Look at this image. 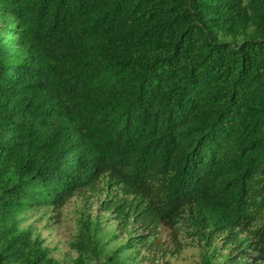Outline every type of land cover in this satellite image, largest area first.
Returning <instances> with one entry per match:
<instances>
[{
	"label": "trees",
	"instance_id": "trees-1",
	"mask_svg": "<svg viewBox=\"0 0 264 264\" xmlns=\"http://www.w3.org/2000/svg\"><path fill=\"white\" fill-rule=\"evenodd\" d=\"M85 191L115 225L81 217L60 261L24 215ZM193 241L264 264V0H0V264Z\"/></svg>",
	"mask_w": 264,
	"mask_h": 264
},
{
	"label": "rangeland",
	"instance_id": "rangeland-1",
	"mask_svg": "<svg viewBox=\"0 0 264 264\" xmlns=\"http://www.w3.org/2000/svg\"><path fill=\"white\" fill-rule=\"evenodd\" d=\"M97 197H99L98 193L80 192L54 211L50 208L30 211L24 215L22 226L32 224L34 231L44 238L45 244L50 248L51 256L60 261L69 262L77 255V251L70 246V243L78 233L81 217L87 216L90 220H94L96 215H99L101 224L107 230L115 225L113 220H105L104 213H98ZM124 239L123 236L110 244L115 246ZM199 251V245L194 242L193 245L184 246L178 253L168 255L167 258L169 264H199ZM141 262L148 263L143 260Z\"/></svg>",
	"mask_w": 264,
	"mask_h": 264
}]
</instances>
